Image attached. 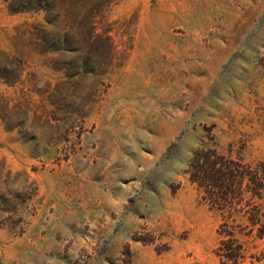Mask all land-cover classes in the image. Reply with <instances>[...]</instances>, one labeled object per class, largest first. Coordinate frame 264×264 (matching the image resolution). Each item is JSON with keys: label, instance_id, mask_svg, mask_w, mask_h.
<instances>
[{"label": "rangeland", "instance_id": "374dc122", "mask_svg": "<svg viewBox=\"0 0 264 264\" xmlns=\"http://www.w3.org/2000/svg\"><path fill=\"white\" fill-rule=\"evenodd\" d=\"M200 149L264 163V0H0V264H222Z\"/></svg>", "mask_w": 264, "mask_h": 264}, {"label": "trees", "instance_id": "16d2710c", "mask_svg": "<svg viewBox=\"0 0 264 264\" xmlns=\"http://www.w3.org/2000/svg\"><path fill=\"white\" fill-rule=\"evenodd\" d=\"M252 170L208 149L198 150L190 165L191 181L204 192L212 210L220 211L221 241L216 253L222 264H242L245 260L244 245L239 241L235 224L245 222V228L249 230L245 237L264 238V209L259 204L264 201V163ZM245 195L257 201L246 213L236 210L237 198L243 202L241 198ZM126 263L133 264L131 261Z\"/></svg>", "mask_w": 264, "mask_h": 264}]
</instances>
